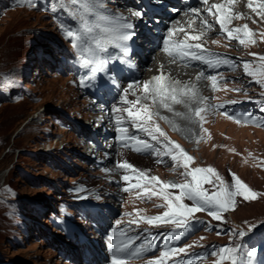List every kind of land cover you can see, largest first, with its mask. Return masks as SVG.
I'll use <instances>...</instances> for the list:
<instances>
[{"label": "rangeland", "instance_id": "1", "mask_svg": "<svg viewBox=\"0 0 264 264\" xmlns=\"http://www.w3.org/2000/svg\"><path fill=\"white\" fill-rule=\"evenodd\" d=\"M253 2L232 0L229 3L226 0L223 5L226 8L229 4L228 7L235 10L241 8L238 13L229 14L232 20L228 27L243 30L247 21L255 43L241 45L238 40L229 39L220 27L215 32L203 29L193 33L201 38L198 39L200 42L194 40V43L209 49L204 53L207 58H228L231 64H222L220 71L216 68L218 71L208 72L211 67L201 68L205 77L217 76L215 83L209 81L212 89L207 94L195 82L184 85L171 78L173 85L168 81V88H175L179 98L184 97L182 102L191 99L188 109L181 111L179 116L174 114L172 122L166 121L162 114L154 113L150 101L154 95L151 91L147 94L143 91L144 83L150 78L160 76L164 84L169 79L165 80L166 72L158 70L150 77L145 76L146 80L143 78L128 91L127 100L141 98L139 106L121 104V98L118 102L111 99L107 107L96 104L79 88L80 73L71 64L70 54L83 60L88 54L83 57L78 54L61 28V25L67 27L69 24L75 27L76 21L63 22L55 16L53 7L59 6V0H30V3L29 0H0V264H83L84 248L79 245L76 232L78 230L89 241L99 243V249H104V235L99 237L97 233L99 217L111 224L119 220V230L130 233L131 239L139 245L144 244L145 249L148 247L145 241L152 242L151 248L155 246L153 253L143 251L140 256L128 258L127 264H148L156 258L163 259L165 264H214L215 261L230 264L227 253H220V249L236 245H242L238 254L240 261L247 260V254L254 250L256 257L252 264H264V126H261L264 86L256 82L260 78L259 70L264 66L260 59L264 56V34L258 31L262 25L258 20L263 15H254L255 4L252 8L248 6ZM102 4L104 9V5L127 7L120 0H102ZM132 5L135 7L136 2ZM240 6L247 8L245 13ZM205 9L201 12L203 19H211L209 23L214 25L212 22H216V17ZM238 17L240 23L236 24ZM114 23L110 25L114 26ZM171 30L182 40H192L190 27ZM152 54L155 57L159 52L155 50ZM243 62H250V70L257 71L256 78L245 74ZM148 64L142 69L147 71ZM129 84L125 82L124 87L128 88ZM152 84H155L154 79ZM155 100L160 101V98L156 96ZM230 101H237L234 103L237 110L243 108L246 114L260 120L245 121L244 115L236 116L240 117L239 123L229 119L223 113H228L225 106L233 105ZM144 104L155 114L150 126L158 125L170 141L178 143L194 157L190 167L215 169L216 174L210 179L216 184H219L218 174L231 185V174L234 173L257 193V197L248 201L236 197L235 206L221 213V220L205 211L194 213L188 217L192 226L179 239L175 238L179 231L175 224L149 223L148 220L166 211L165 207L158 206L166 202L160 196H150L143 187L135 188L134 184L140 183L156 191L159 185L146 179L125 182L122 176L143 173L146 177H158L160 181L177 184L188 182L191 177L182 174L185 173L181 166L183 161L173 162L158 142H153V149L136 151L139 145L128 141L123 132L119 133L120 142H117L118 126L127 128L128 136L149 139L132 126L127 113L113 112L114 107L135 109ZM197 108L206 109L201 113L204 120L195 116ZM93 116L102 119L99 132L104 141L100 140L97 149L94 143L99 139L98 132H94L93 140L83 136L84 132L98 129H95L97 122L91 125ZM117 120L121 121L120 125ZM180 123L185 125V131L174 127ZM123 140L126 141L124 146L120 145ZM91 146L92 152L87 149ZM123 162L132 165L135 171L117 167ZM203 187L214 190L211 183H204ZM125 188L130 190L124 191ZM167 191L179 194V189ZM90 205L99 208V215L92 217ZM194 222L199 224L195 227ZM251 225H256V230L241 239L238 232H248ZM256 231L261 235L256 236ZM165 239L169 241L168 246L164 244ZM185 245H190L186 254L160 257V252L169 246ZM213 252L218 255H211ZM222 255L225 256L223 260L220 259Z\"/></svg>", "mask_w": 264, "mask_h": 264}, {"label": "snow or ice", "instance_id": "2", "mask_svg": "<svg viewBox=\"0 0 264 264\" xmlns=\"http://www.w3.org/2000/svg\"><path fill=\"white\" fill-rule=\"evenodd\" d=\"M202 3H206V0H201ZM232 0H229L231 3ZM30 3V0H29ZM249 7H252V4L249 3ZM59 7L62 11H66L71 19L76 21L75 27L69 24L67 27L61 25L66 37L69 39L72 47L76 49L77 53L82 57L85 53L88 56L84 59L85 65H91V71L96 72L98 70L97 64L102 67L106 60H120L119 56H111L108 52V46L114 45L115 47L121 49L122 52H127V42L131 40L135 36L134 25L131 23H114V18L105 15L106 9H104L102 0H59ZM264 7V5H261ZM213 8L216 12H213ZM56 8L53 7V11ZM255 11V9H253ZM193 13H196L197 9L191 10ZM209 15H215L216 22L219 24L222 31L227 33L229 39H236L241 45L246 44V42L255 43L253 39V34L247 25L243 26V30L240 28L237 29H229L227 25L230 23L232 17L225 14V8L223 4L213 5L207 9ZM138 17H142L143 13L137 12L135 13ZM257 15H262V13H257ZM123 19V18H120ZM109 22H113V27H108L107 24ZM204 23L211 27L207 21ZM171 29L169 32L171 33ZM233 32L237 33V35H233ZM192 39H198V37L193 36ZM164 49L163 51L168 55H180L181 58L189 57L195 60L203 61L209 67H219L220 65H229L231 61L228 58L221 57H209L205 58L198 54L197 50L202 48L201 45H187L184 44L183 41L177 42L176 51L169 48V40L165 38L164 40ZM106 56V60H101V55ZM254 56L257 54H253ZM260 59L264 60V57ZM250 62H243V70L245 74L250 77L256 78L257 71L250 70ZM109 76L112 73H116L121 71L115 65L112 68L106 70ZM260 78L256 79L258 84L264 86V66L259 70ZM155 84L152 82H145L143 85L144 93L154 92L155 95L152 96L153 101L155 102L156 96H159L161 104L168 108L169 105L164 102L165 98L170 97L171 100L175 103H181V99L177 94V90L175 88L169 89L167 85L162 84V77L158 76L153 78ZM209 80L216 82L217 76H209ZM136 83V82H134ZM100 89H105L111 87L112 84L110 79L106 76H102L100 78V82L96 85ZM133 88V84H129L128 88L124 89L123 95L121 97V103H125L128 105H140V97H137L135 101L127 100L126 96L130 89ZM239 91V90H237ZM180 94H183V90H180ZM229 103H237V101H230ZM223 107V105H220ZM206 109L197 108L195 110V116L200 117L201 120H204V116L201 115ZM123 111L127 113V117L131 122L132 126L137 129V131H142L145 133L146 137L149 139H142L139 136H128V129L124 127H117L116 131L118 133V139H120L119 133L123 132L127 137L128 141H135L138 147L135 148L136 151H145L148 149L154 148L153 142H158L165 149L164 154L170 156L173 162H178L180 160L183 161L182 167L185 169V173L187 176L191 177V180L185 183L177 184L171 182H163L160 181L158 177H146L145 174L140 173L138 176L123 175L122 180L125 182H129L131 180H150L156 181L159 185V190H153L147 188L140 183L134 184V187L137 189L144 188V191L149 193L150 196H160L166 202L163 206L166 208V211L163 212L162 215H158L156 217L148 220L149 223H155L157 221L162 222H171L176 225V228L179 230L175 234V238L179 239L182 236L186 229L192 226V221L188 219V217L193 216L196 212L205 211L207 214L216 220H221V213L228 211L230 208L235 206L236 197H241L243 200L248 201L255 199L257 197V193L253 191L247 184H245L242 180L239 179L234 173H232L233 183L231 185L226 184L219 175H216V180L219 181V184H216L213 180L210 179L212 174H216V170L211 167H190V163L194 162V157L189 155L178 143L170 141L169 138L166 137V134L162 129L159 128L158 125L153 128L150 126V122L153 121L154 113L150 111V107L147 104H144L140 107L133 108L127 107L124 109H119L114 107L113 112ZM228 116L229 119L236 120L237 123L240 122V117H236L235 115L229 114L227 112L223 113ZM245 121L252 120L253 122H257L260 120L259 117H255L252 114H245L243 116ZM117 124L120 125L121 121L117 120ZM261 126H264V121L261 122ZM164 138L163 140L161 138ZM178 153V154H177ZM157 154H159V150L157 149ZM117 167L122 169H132L135 171L132 165L127 162L118 163ZM105 172L110 171L108 169H104ZM204 183L213 184L212 191L203 187ZM168 189H179V194L175 195ZM129 188H125L124 191H129ZM191 201V204H187L184 201ZM121 222L118 220L116 224L119 225ZM257 228L256 225L249 226L248 232L239 231L238 235L242 239L250 232L255 231ZM127 239V234L122 233ZM145 244L148 245L147 249H145L144 244L139 246H135L134 239H127V242L121 241L117 244L113 245V255L111 257V264H127V255L130 254L132 256H140L143 251H150L152 242L145 241ZM164 244L166 246L169 245V241L167 239L164 240ZM190 245H185L183 247H171L169 246L166 251L160 252V257H169L177 254H186L187 249ZM242 245H236L235 247H222L220 249V253H227V259L230 261V264H252V259L256 257V252L250 251L247 256L248 259L244 261H240L239 259V251ZM134 248V250H132ZM121 254H125L121 256ZM211 255L216 256L218 253L213 252ZM221 260L225 259V256L220 257ZM148 264H165L164 260L161 258H156L148 261ZM214 264H220L219 261H215Z\"/></svg>", "mask_w": 264, "mask_h": 264}, {"label": "bare ground", "instance_id": "3", "mask_svg": "<svg viewBox=\"0 0 264 264\" xmlns=\"http://www.w3.org/2000/svg\"><path fill=\"white\" fill-rule=\"evenodd\" d=\"M130 1L131 0H129V1H126L127 3H125V2H122L123 4H125L126 6V8H120V7H118V6H112V5H104L105 6V8H106V12L104 13L105 15H109V16H111V17H113L114 18V21H117L118 23H125L126 22V19L125 18H127V16H129V15H131L133 18H134V20H137L138 22H139V17L137 16V15H135V13H136V9H132V8H130V7H128V6H131V3H130ZM160 1L161 2H163V1H167V0H158L157 2L158 3H160ZM254 2L253 3H251V4H255V7H256V10L253 12L254 13V15H256V16H261V15H257V13L259 12V13H262V15H263V18H258L259 20H258V22H260V24H262L261 25V27H259V29H258V31H260L262 34H264V7H261V5H264V0H253ZM225 2H226V0H225ZM240 2V1H239ZM251 2V1H250ZM243 3H244V1H243ZM169 4L170 5H173V3H171V2H169ZM228 6H229V4H228ZM226 7L225 8V14H227V15H229L230 13H232V14H236V13H238L239 11H240V9H238V8H236L237 10H235V9H233V8H229V7ZM235 6V5H234ZM247 6V5H246ZM240 7H242V6H240ZM135 8V7H134ZM250 8H252V7H250ZM249 8V9H250ZM208 9V8H207ZM246 7H242V10L244 11V13H245V11H246ZM241 10V11H242ZM162 13H163V11H162ZM242 13V12H241ZM252 13V12H251ZM204 16V15H203ZM206 16V15H205ZM232 16H234V15H232ZM175 16H171V18H174ZM236 17H237V15H236ZM251 17V16H250ZM120 18H123V19H120ZM165 19H166V23L167 22H169V20H171V19H167L166 17H165ZM178 21L174 24V28H181V27H188V26H190V24H189V16H187V15H184V16H178ZM204 19H205V17H204ZM213 20V19H212ZM232 20V19H231ZM235 20V19H234ZM245 20V19H244ZM206 21H208V24L209 25H211L209 22L211 21V19L209 20L208 18L206 19ZM237 23L236 24H239L240 22V17H238L237 18ZM243 21V20H242ZM110 23L111 22H109L108 24H107V26L108 27H113V25H110ZM212 23H214V25H211V27H208L205 23L203 24V25H201V24H193L192 26H191V31H192V33L193 32H200V30H206L207 32H215L216 30L218 31V28L220 27L219 26V24L217 23V22H212ZM246 23H247V25L249 24L247 21H246ZM164 25H165V23L164 24H162L161 25V27L160 28H163L164 27ZM231 24L229 23L228 25H227V27L228 26H230ZM246 25V24H245ZM254 25V24H253ZM163 26V27H162ZM153 27H155V24L153 25ZM234 27V26H233ZM248 27H249V25H248ZM256 27V26H255ZM229 28V27H228ZM141 30H143V28H141ZM153 30V29H152ZM151 30V31H152ZM186 30V29H185ZM184 30V31H185ZM175 32H177V31H175ZM155 33V32H154ZM173 33V32H172ZM210 34V33H209ZM235 34V33H234ZM258 34V33H257ZM197 36V35H196ZM207 36H208V34H207ZM155 37V38H154ZM143 39L144 40H146L147 41V46H146V44L144 45V43H141V45H142V54L143 53H145V60H146V62L147 63H145V61H143L141 58H137V61L138 62H140V63H143L144 65H142L141 64V66H145V64H148L149 62V64L148 65H146V66H148L147 68V71H145V69H141V66H140V71L143 73H146L145 75H144V78H145V80L147 79L145 76H148V77H150V74H152V73H156L158 70H162L163 72H166V77H165V80H166V78L168 77L169 79L164 83V84H166L168 81H169V85H173V83H171V78H173V79H178L180 82H182V83H184V85H189V83H191V82H195L196 84H198L199 85V87L201 88V91L204 93V94H207L208 92H209V90H211L212 89V87H211V84L209 83V79L207 78V77H205V74L203 73V72H199L198 73V71H196V69H194V68H191V67H183V66H180V67H178L177 65H175L173 62H171V61H169L168 60V58L164 55V54H162V53H160V54H158L157 56H155L154 57V55L152 54L153 53V50H154V47L156 46V43L154 42V40L155 39H157L158 40V37H156V33L154 34V36L153 37H150L149 35H144V37H143ZM199 39H201V38H199ZM257 39V38H256ZM254 40H255V38H254ZM178 41V40H177ZM207 42V41H206ZM205 42V43H206ZM262 45H264V44H262ZM111 46V45H110ZM260 46V45H259ZM113 47H114V45H113ZM264 47V46H263ZM150 49L149 51H148V53H146V49ZM228 50H229V48H228ZM145 51V52H144ZM228 52V51H227ZM209 53V52H208ZM236 53V52H235ZM216 56V55H215ZM229 56V55H228ZM234 57V56H233ZM264 57V56H263ZM143 61V62H142ZM264 61V60H263ZM261 62V61H260ZM139 63V64H140ZM263 63V62H262ZM203 70V69H202ZM204 71V70H203ZM207 71V70H206ZM210 72V71H209ZM198 73V74H197ZM229 74V73H228ZM234 74V73H233ZM207 75V74H206ZM207 78V79H206ZM227 78H229V76L227 77ZM164 80V81H165ZM148 82H153V78H150V80H148ZM239 82V81H238ZM134 85V84H133ZM167 85V84H166ZM169 85H167L168 87H170ZM227 86V85H226ZM195 88V87H194ZM216 89V88H215ZM135 91V90H134ZM188 91V90H187ZM193 91V90H192ZM140 92V91H139ZM190 92V91H189ZM186 93V92H185ZM192 93V92H191ZM151 94L152 95H155V93L154 92H151ZM184 96V95H183ZM128 97V96H127ZM149 98H151V97H149ZM157 98H160L159 96H157ZM184 98V97H183ZM183 98H180L181 99V101H182V99ZM187 98V97H186ZM161 99V98H160ZM134 100V99H133ZM165 100L166 101H168V102H170V103H168V104H170L169 105V108H165L162 104H161V102L159 101V100H155V103H154V101H153V99H151L150 101L152 102V104H153V106H154V113H156V114H159L160 116H161V114L165 117V120L166 121H169V120H172V122H174V114L176 115V116H179L178 114H181V111H184V110H187L188 109V107H189V101L191 100L190 98L188 99H184V100H186V101H183V102H181V103H175V102H173L169 97H167V98H165ZM118 102V101H117ZM120 102V101H119ZM148 102V101H147ZM193 102V101H192ZM225 102V101H224ZM223 102V103H224ZM200 103V102H199ZM122 104V103H121ZM156 104V105H155ZM173 104V105H172ZM197 104V103H196ZM116 105V104H115ZM118 105H120V104H118ZM172 105V106H171ZM156 106V107H155ZM200 106V105H199ZM135 107V106H134ZM137 108V107H136ZM195 108V107H194ZM193 108V109H194ZM159 111H160V113H159ZM167 116V117H166ZM199 118V117H198ZM178 119V118H177ZM182 119H184L183 117L181 118V120ZM93 120L94 121H92V126H94V123L95 122H97V124H96V127H95V129L96 128H98L99 129V127H100V125L102 124V119H100L98 116H93ZM178 121H180V120H178ZM90 125V126H91ZM185 125L184 124H182V123H180V124H177V125H175L174 127L175 128H179V129H181V130H183V131H185L184 129H185V127H184ZM91 129V128H90ZM96 131H98L97 129H96ZM192 131V130H191ZM203 137V136H202ZM104 141V140H103ZM93 151V150H92ZM91 151V152H92Z\"/></svg>", "mask_w": 264, "mask_h": 264}]
</instances>
